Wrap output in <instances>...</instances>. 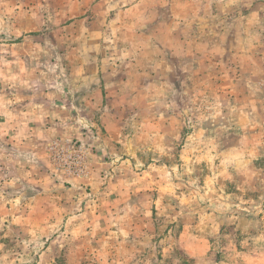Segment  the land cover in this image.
Segmentation results:
<instances>
[{
	"label": "clouds",
	"instance_id": "clouds-1",
	"mask_svg": "<svg viewBox=\"0 0 264 264\" xmlns=\"http://www.w3.org/2000/svg\"><path fill=\"white\" fill-rule=\"evenodd\" d=\"M0 264H264V0H0Z\"/></svg>",
	"mask_w": 264,
	"mask_h": 264
}]
</instances>
